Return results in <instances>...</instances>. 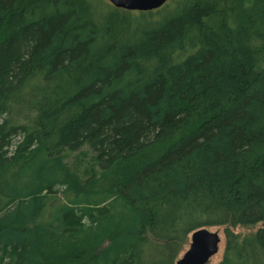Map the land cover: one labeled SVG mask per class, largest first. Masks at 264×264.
<instances>
[{
    "label": "trees",
    "instance_id": "trees-1",
    "mask_svg": "<svg viewBox=\"0 0 264 264\" xmlns=\"http://www.w3.org/2000/svg\"><path fill=\"white\" fill-rule=\"evenodd\" d=\"M261 222L264 0H0V264H175L215 226L264 264Z\"/></svg>",
    "mask_w": 264,
    "mask_h": 264
},
{
    "label": "water",
    "instance_id": "water-1",
    "mask_svg": "<svg viewBox=\"0 0 264 264\" xmlns=\"http://www.w3.org/2000/svg\"><path fill=\"white\" fill-rule=\"evenodd\" d=\"M118 9L128 11H152L164 6L169 0H109ZM221 238L218 231L201 228L190 236L189 247L175 264H207L219 250Z\"/></svg>",
    "mask_w": 264,
    "mask_h": 264
},
{
    "label": "rangeland",
    "instance_id": "rangeland-1",
    "mask_svg": "<svg viewBox=\"0 0 264 264\" xmlns=\"http://www.w3.org/2000/svg\"><path fill=\"white\" fill-rule=\"evenodd\" d=\"M98 1L101 3H106V4L110 3L109 0H98ZM125 11H127V10H125ZM124 14H127V13H124ZM67 154H68V157H67L68 164L77 167L79 169V171L81 170V172L85 168L89 167L92 163L91 161L93 160L92 159L93 155L90 152V148L88 146L82 147L79 151L67 152ZM59 196L62 197L61 193L59 194ZM263 225H264V222L257 223L254 225H237V226L233 227V230H234V232L239 233L241 235H246V234H250V233H255ZM224 227L225 226H215V227L210 228L211 230L218 231L220 238H221V241L219 244L218 252L210 258V260L207 264H218L223 259L225 244H226ZM189 243H190V241L184 246V250L180 253L179 257L189 247Z\"/></svg>",
    "mask_w": 264,
    "mask_h": 264
}]
</instances>
